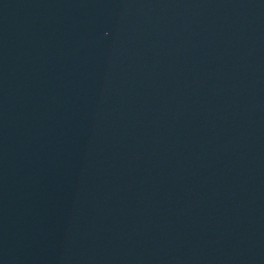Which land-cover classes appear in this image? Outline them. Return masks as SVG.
<instances>
[{"label": "water", "instance_id": "water-1", "mask_svg": "<svg viewBox=\"0 0 264 264\" xmlns=\"http://www.w3.org/2000/svg\"><path fill=\"white\" fill-rule=\"evenodd\" d=\"M0 264H264V0H0Z\"/></svg>", "mask_w": 264, "mask_h": 264}]
</instances>
